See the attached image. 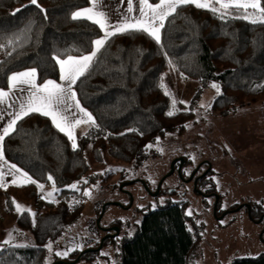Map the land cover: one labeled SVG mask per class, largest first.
<instances>
[{"label":"trees","instance_id":"trees-1","mask_svg":"<svg viewBox=\"0 0 264 264\" xmlns=\"http://www.w3.org/2000/svg\"><path fill=\"white\" fill-rule=\"evenodd\" d=\"M149 2L156 4L159 0ZM38 4L0 0V44L4 45L0 48V89H8L12 73L26 69L37 70L39 84L49 79L60 81V69L53 57L87 55L94 48L93 41L103 34L91 20L72 19L74 12L90 5L89 0H38ZM227 12L221 19L223 10L213 14L191 4L180 6L165 20L160 44L139 31L110 37L88 72L74 85L79 101L96 120L95 127L78 134L76 150L48 117L33 113L18 122L16 131L4 141L6 159L44 187H52L47 180L51 174L59 195L50 202L40 197L34 184L6 187L12 209L15 197L39 199L47 209L34 216L30 212L20 215L17 227L29 231L34 243L3 245L0 264L73 261L85 249L97 246L99 240L63 258L47 248L50 242L68 247L84 215L83 189L95 180L85 155L88 146H92L98 162L110 156L139 167L156 155L152 146L157 138L185 130L212 82L221 87L213 100V111L226 115L243 103L264 101V23L251 22L261 14L249 8V18L244 19V10L230 8ZM169 70L203 83L189 108L166 87ZM173 98L177 101L175 109ZM169 111L174 113L171 117ZM73 184L80 189H72ZM188 206V200H181L148 209L131 237L108 239L103 250L118 241L116 264H189L203 239V228L196 216L187 213ZM103 250L87 252L81 260H109ZM231 264H264V253L237 258Z\"/></svg>","mask_w":264,"mask_h":264},{"label":"rangeland","instance_id":"rangeland-1","mask_svg":"<svg viewBox=\"0 0 264 264\" xmlns=\"http://www.w3.org/2000/svg\"><path fill=\"white\" fill-rule=\"evenodd\" d=\"M213 83L221 91L219 83L211 84ZM165 84L177 100L186 102L184 105L187 108L196 92L203 87L201 81L178 76L171 70L165 74ZM217 94L216 89L206 88L195 116L185 130L180 133L168 132L160 137L152 146L156 155L150 156L139 167L134 163L118 162L110 156L98 162L93 155L92 146H88L85 155L91 167L90 175L95 180L91 185L85 186L83 192L89 191L91 196L84 195V215L73 231L74 239L68 242V247L62 243L52 244L53 255L66 250L72 253L73 249H84L99 240L103 233L99 229L98 220L106 203L109 206L100 225L105 226L114 219L125 221L120 235L122 239L135 233L148 209L181 200H188L187 213L190 211L191 215L196 216L203 228V239L192 254L189 264H231L237 258L263 254L264 241L260 235L264 221L260 212H264V101L243 103L230 114L224 115L211 108ZM183 155L195 163L205 159L212 163L214 196L203 198L191 185L180 187L177 173L168 175L173 159ZM165 177L167 180L162 192L155 195L161 179ZM144 180L147 187L144 186ZM123 181L137 182L121 189L119 184ZM168 187L178 188V191L168 192ZM77 188L80 189L78 186ZM4 190H0V248L4 245L2 242L9 238V233L14 236L10 245L33 244L29 231L17 227L21 214L17 213L15 207H10ZM52 190V187H44L40 197L56 201L58 192L53 197L46 196ZM217 196L218 207L215 209ZM14 199L22 209H30L31 214L47 209L46 203L39 204V199ZM116 202L120 205L115 204ZM127 204L129 208L123 207ZM247 204L251 206V213L245 206ZM242 205V208L236 210ZM67 238L70 239L69 236ZM117 244L118 241L102 249L103 255H109V260L105 257L99 263L82 259L77 264H107L108 261L109 264H116L115 257L119 251Z\"/></svg>","mask_w":264,"mask_h":264},{"label":"snow or ice","instance_id":"snow-or-ice-1","mask_svg":"<svg viewBox=\"0 0 264 264\" xmlns=\"http://www.w3.org/2000/svg\"><path fill=\"white\" fill-rule=\"evenodd\" d=\"M91 7L78 10L72 14V19H88L94 24L98 25L101 30L104 31V36L93 41L94 48L87 54L79 57L67 56L61 59L59 56L53 57L60 69V82L55 80H46L43 84H37V70H25L21 72L12 73L8 77L9 85L8 90L0 89V105L6 104L10 96L15 90L27 85L32 89V94L27 101L22 103L19 110L12 114V118L7 123V126L0 129V188L6 190V177L11 176V183L17 187L26 186L25 184H18L17 178L22 177L27 184H34L43 193L44 185L34 180L27 172H23L15 164H9L4 156V141L5 138L10 136L16 131V125L25 117L32 115L33 113L48 117L58 131L64 133L68 139L72 142L73 150H76L78 145L76 143V137L74 135L75 128L81 124L88 125V127H95L96 120L93 115L84 109L79 100L77 99V93L74 90V85L77 81L83 77L89 70L97 54L104 48L106 42L110 37L116 34H124L129 31H139L147 34L150 38L155 40L157 44L161 43L160 32L165 27V20L176 12V9L183 5H193L198 9H204L211 11L213 14L223 13L219 15V18L223 19L224 15L228 14L227 10L230 8H236L238 10H244L245 14L242 18L248 19L247 9L251 8L259 12L261 15L259 19H254L251 22L264 23V7H262V0H159L158 3L153 5L149 0H139V13L138 17H129L122 23L111 25L107 23V16L103 11L98 10L97 0H89ZM128 11L131 13L133 9V0H127ZM31 4L39 7L38 0H31ZM218 5V7H217ZM27 7V6H25ZM17 12L20 9L16 10ZM41 11H44L41 9ZM9 44L13 41L9 40ZM4 45L0 44V48ZM210 87L216 89L219 94V86L215 83ZM166 96L170 95L165 91ZM177 101L172 99V108L175 109ZM181 104H186L185 101H179ZM203 107V105H201ZM79 114V115H77ZM173 111L167 113L168 116H172ZM2 118V117H0ZM159 138H157V141ZM151 147V145L147 146ZM5 166L7 172L4 171ZM47 180L52 184V191L46 193L47 197H53L54 193L58 191L55 187V180L51 174L47 176ZM84 183H87L85 180ZM74 190H78L77 184L70 186ZM85 196H91L89 191H84ZM44 198V196H42ZM52 202V201H50ZM12 204L15 206V210L19 214L24 212H31L30 209H22L15 199L12 200ZM191 215V212L188 213ZM34 216L35 213H32ZM9 238L5 239L2 243L4 245L12 244L14 236L9 233ZM16 247L27 245H13ZM49 252L52 251L51 242L47 245ZM75 250V249H73ZM103 254V253H102ZM56 256L67 257L69 252H56Z\"/></svg>","mask_w":264,"mask_h":264},{"label":"crops","instance_id":"crops-1","mask_svg":"<svg viewBox=\"0 0 264 264\" xmlns=\"http://www.w3.org/2000/svg\"><path fill=\"white\" fill-rule=\"evenodd\" d=\"M241 2H242V0H241ZM153 5H155V4H153ZM91 6L92 5L90 4L86 7L80 8L79 10H82L84 8H88ZM97 7H98V10L103 11L106 14L107 23L111 24V25L122 23L125 19H127L129 17H138L140 15V13H139V7H140L139 0H133V9L134 10L131 13H129V11H128L127 0H97ZM102 33L103 34L100 38H102L104 36L103 30H102ZM160 34H161V32H160ZM27 70H31V69H27ZM57 82L59 83L60 81H57ZM36 83L39 84L37 79H36ZM31 94H32V89L29 86H27V85L20 86L10 96V98L8 99V102L6 104L0 105V117H2V118H0V129L7 126V123L12 118V114L16 113L19 110L20 105L22 103H24L25 101H27L29 99V97L31 96ZM77 99H78V96H77ZM80 104H81V102H80ZM81 106L84 109H86L82 104H81ZM86 110L88 112H90L88 109H86ZM77 115H79V114H77ZM88 128H89L88 125H85V124H81L79 127L75 128L74 135L76 137V141L78 138V134L80 132H82V133L86 132ZM4 156H5V153H4ZM8 163L13 164L9 161H8ZM18 168H20V167H18ZM7 170L8 169L5 166L4 171L7 172ZM22 171L25 172L24 170H22ZM11 180H12L11 176L6 177V187L13 185L11 183ZM17 183L18 184H25V185L27 184V182L22 177H19V176L17 178ZM3 189L4 188H0V190H3Z\"/></svg>","mask_w":264,"mask_h":264},{"label":"flooded vegetation","instance_id":"flooded-vegetation-1","mask_svg":"<svg viewBox=\"0 0 264 264\" xmlns=\"http://www.w3.org/2000/svg\"><path fill=\"white\" fill-rule=\"evenodd\" d=\"M184 159V161H182ZM173 161H176L174 164V173H177V177L180 179V187L182 185H191L193 189L197 191L199 196L203 198H207L209 196H214L215 193L213 192L214 184L211 180V176H209V173L212 171H209L210 166H212V163L209 160H201L198 163H195L193 160L188 159L185 155L183 156H178L173 159ZM183 162V163H182ZM189 168V169H187ZM212 169V167H211ZM167 178H162L161 179V184H160V191L162 192L163 185ZM141 181V180H140ZM144 182L147 184L146 180ZM148 185V184H147ZM168 192H176L178 191V188L175 187H168L166 189ZM125 208H129V205L123 206ZM132 207V206H131ZM248 208V207H247ZM251 208V206H250ZM249 210V209H248ZM252 209H250L251 213ZM262 217V221H264V212L260 214V217ZM261 221V222H262ZM125 221H122L121 219H114L112 222L109 224L102 226H99L100 231L103 233V235L100 237L99 242L97 246L91 247V248H98L101 245V241L103 238L111 235V234H117L114 238L119 237L124 229ZM116 228H119V233L116 232ZM264 230V228H263ZM111 237H108L104 241L105 242L108 239H114ZM264 238V236H263ZM264 241V239L262 240ZM104 245L102 249L104 248ZM101 249V250H102ZM100 250V251H101ZM96 251V252H100ZM95 252V251H93Z\"/></svg>","mask_w":264,"mask_h":264},{"label":"water","instance_id":"water-1","mask_svg":"<svg viewBox=\"0 0 264 264\" xmlns=\"http://www.w3.org/2000/svg\"><path fill=\"white\" fill-rule=\"evenodd\" d=\"M182 161H184V159H182ZM175 162L176 161H173V163H172V169H171V172L168 174V175H171V174H173L174 173V164H175ZM183 163V162H182ZM211 167L212 166H210V168H209V171L211 170ZM165 178H167V177H165ZM135 182V181H134ZM134 182H124V183H122L121 184V189H124V186L125 185H129V184H131V183H134ZM144 186H148L145 182H144ZM160 193V186H159V189H158V191L156 192V193H154L155 195H158ZM218 200H219V196H217V202H216V205H215V209H217V207H218ZM115 204H119L118 202H116ZM109 205V203H106L104 206H103V208H102V212H101V215H100V217H99V220H98V226H100V222H101V219L103 218V216H104V214H105V211H106V208H107V206ZM120 205V204H119ZM132 205H130V207H131ZM244 205H242V206H240L238 209H236V210H239L240 208H242ZM246 207H248V209H249V211H250V204H247V205H245ZM250 213V212H249ZM116 230V232L117 233H119V228H116L115 229ZM117 234H111V235H109V236H107V237H105V238H103L102 239V241H101V245L98 247V248H89V249H85L84 251H82L81 253H80V255L75 259V260H73V261H56V262H54L53 264H77L80 260H81V257L83 256V254H85V253H87V252H93V251H100L101 249H102V247H103V245H104V241H105V239L106 238H108V237H111V238H114L115 236H116ZM263 236H264V230L261 232V235H260V237H261V239L263 240L264 238H263Z\"/></svg>","mask_w":264,"mask_h":264}]
</instances>
